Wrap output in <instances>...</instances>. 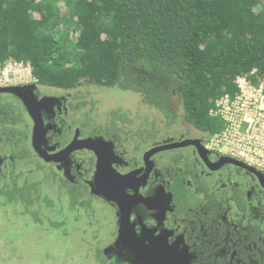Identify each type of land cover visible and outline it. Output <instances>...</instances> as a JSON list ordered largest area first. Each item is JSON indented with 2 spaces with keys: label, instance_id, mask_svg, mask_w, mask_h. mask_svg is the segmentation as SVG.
I'll return each mask as SVG.
<instances>
[{
  "label": "flooded vegetation",
  "instance_id": "af4514ba",
  "mask_svg": "<svg viewBox=\"0 0 264 264\" xmlns=\"http://www.w3.org/2000/svg\"><path fill=\"white\" fill-rule=\"evenodd\" d=\"M78 88L0 79V197L8 205L21 199L4 193L24 192L31 211L45 182L77 218L104 214L103 264H264V179L206 150V136L189 128L132 142L79 124Z\"/></svg>",
  "mask_w": 264,
  "mask_h": 264
},
{
  "label": "trees",
  "instance_id": "16d2710c",
  "mask_svg": "<svg viewBox=\"0 0 264 264\" xmlns=\"http://www.w3.org/2000/svg\"><path fill=\"white\" fill-rule=\"evenodd\" d=\"M10 61L39 85L136 94L212 136L223 122L210 110L236 78L264 81V0H0V68Z\"/></svg>",
  "mask_w": 264,
  "mask_h": 264
},
{
  "label": "rangeland",
  "instance_id": "374dc122",
  "mask_svg": "<svg viewBox=\"0 0 264 264\" xmlns=\"http://www.w3.org/2000/svg\"><path fill=\"white\" fill-rule=\"evenodd\" d=\"M28 70L27 65L10 61L0 69V79L12 74L29 81ZM79 87L73 95L78 99L73 119L79 120V124L88 120L92 129L125 132L132 142L172 129L192 132L179 118L167 125L136 94L88 83ZM113 114L119 115V119ZM54 190L51 183L39 186L31 211L25 202L18 201L12 206L0 197V264H103L97 247L105 240L107 217L95 210L88 218H77L64 203L60 204Z\"/></svg>",
  "mask_w": 264,
  "mask_h": 264
},
{
  "label": "built area",
  "instance_id": "2783aa9c",
  "mask_svg": "<svg viewBox=\"0 0 264 264\" xmlns=\"http://www.w3.org/2000/svg\"><path fill=\"white\" fill-rule=\"evenodd\" d=\"M28 75L31 77V72ZM235 84L236 94L221 96L210 110L211 117L223 122V129L206 136L204 147L264 173V81L260 79L255 86L242 76Z\"/></svg>",
  "mask_w": 264,
  "mask_h": 264
},
{
  "label": "water",
  "instance_id": "95a60500",
  "mask_svg": "<svg viewBox=\"0 0 264 264\" xmlns=\"http://www.w3.org/2000/svg\"><path fill=\"white\" fill-rule=\"evenodd\" d=\"M10 90H11V89H10ZM198 142H199V141H198ZM199 148H200L202 151L205 152L204 148L201 147L200 145H199ZM225 160H228L227 163H231V164H234V165H241V164H242V162L237 161V160H234V159H231V158H225ZM242 167H244V168L250 170L252 173L256 174V176H257L258 178H260L261 180L264 179V173H262L261 171L255 169V168H253V167H250V166H248V165H246V164H242ZM101 168H102V165H101V162H100V160H99V162H98V173H97V175H96V179H101V178H102V176H101V174H100ZM101 184H104V183H101ZM112 184H114V183H112ZM104 188H106V189L108 190L109 193H113V191H112L111 189H108V188H111V185H110L109 183H105V187H104Z\"/></svg>",
  "mask_w": 264,
  "mask_h": 264
}]
</instances>
